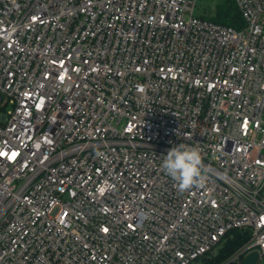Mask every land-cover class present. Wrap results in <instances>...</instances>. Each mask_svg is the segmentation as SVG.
I'll return each mask as SVG.
<instances>
[{
  "label": "built area",
  "instance_id": "1",
  "mask_svg": "<svg viewBox=\"0 0 264 264\" xmlns=\"http://www.w3.org/2000/svg\"><path fill=\"white\" fill-rule=\"evenodd\" d=\"M197 1L0 0V264H192L233 228L224 264L264 259V0Z\"/></svg>",
  "mask_w": 264,
  "mask_h": 264
},
{
  "label": "clouds",
  "instance_id": "2",
  "mask_svg": "<svg viewBox=\"0 0 264 264\" xmlns=\"http://www.w3.org/2000/svg\"><path fill=\"white\" fill-rule=\"evenodd\" d=\"M99 155V154H98ZM215 158V152H213ZM162 171L174 182L176 190L183 194L194 187H202L207 181V167L203 163L198 145L180 143L163 156Z\"/></svg>",
  "mask_w": 264,
  "mask_h": 264
},
{
  "label": "trees",
  "instance_id": "3",
  "mask_svg": "<svg viewBox=\"0 0 264 264\" xmlns=\"http://www.w3.org/2000/svg\"><path fill=\"white\" fill-rule=\"evenodd\" d=\"M210 19L214 22L233 28H239L242 24L239 11L232 0H222L221 4L216 7L215 14L211 16ZM248 237L249 232L247 229H230L217 243L214 254L204 255L196 259L192 264H224L229 261V258L248 239ZM242 261L243 259L239 264H241ZM228 264L234 263L230 262Z\"/></svg>",
  "mask_w": 264,
  "mask_h": 264
},
{
  "label": "rangeland",
  "instance_id": "4",
  "mask_svg": "<svg viewBox=\"0 0 264 264\" xmlns=\"http://www.w3.org/2000/svg\"><path fill=\"white\" fill-rule=\"evenodd\" d=\"M221 2L222 0H198L194 9V14L210 18L215 14L216 7L220 5ZM8 108L9 106H6L5 110ZM256 264H264V259H259Z\"/></svg>",
  "mask_w": 264,
  "mask_h": 264
},
{
  "label": "water",
  "instance_id": "5",
  "mask_svg": "<svg viewBox=\"0 0 264 264\" xmlns=\"http://www.w3.org/2000/svg\"><path fill=\"white\" fill-rule=\"evenodd\" d=\"M259 259V253L257 251H251L244 256L241 264H256Z\"/></svg>",
  "mask_w": 264,
  "mask_h": 264
}]
</instances>
